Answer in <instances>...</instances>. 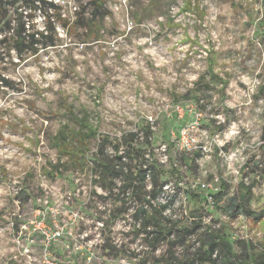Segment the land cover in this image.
I'll use <instances>...</instances> for the list:
<instances>
[{
  "label": "rangeland",
  "instance_id": "rangeland-1",
  "mask_svg": "<svg viewBox=\"0 0 264 264\" xmlns=\"http://www.w3.org/2000/svg\"><path fill=\"white\" fill-rule=\"evenodd\" d=\"M5 1L0 40L20 19L48 37L22 58L0 43V264H198L206 233L264 253V0H105L103 19L93 0ZM100 143L115 163L139 149L127 171L156 159L158 184L99 177ZM163 204L186 243L151 244L139 209Z\"/></svg>",
  "mask_w": 264,
  "mask_h": 264
},
{
  "label": "trees",
  "instance_id": "trees-1",
  "mask_svg": "<svg viewBox=\"0 0 264 264\" xmlns=\"http://www.w3.org/2000/svg\"><path fill=\"white\" fill-rule=\"evenodd\" d=\"M27 4L33 3V4H48V0H25ZM8 2V1H7ZM94 3V11L93 14L96 17L99 15L100 19L104 18L105 15V0H93ZM13 4V3H8ZM52 4V3H51ZM53 5V4H52ZM36 7V6H35ZM8 8L6 5L5 0H0V28L3 30H6L4 28V25L7 27V29H11V23L7 19L5 23H3L4 19L7 18ZM20 16H22L20 14ZM82 13L78 12V19L81 21ZM3 19V20H2ZM61 22H64L63 26L66 28H69L70 25L68 22L66 23L65 19L63 17H59ZM2 20V21H1ZM78 22V21H77ZM88 24H86L87 26ZM54 29L52 25H50L49 28ZM100 23H95L94 25L90 26L88 29L91 31H98L100 32ZM90 31V33H91ZM10 32V31H8ZM36 35H40L42 37L47 38L48 35L45 34L44 31H34L30 32L27 30L26 23L21 21V19L18 21L16 29H14V33H11V35H6L3 39L0 40V43L6 42V45L9 44V47L16 49L17 54L19 57H23V53L32 51L33 53H37L38 43L40 42L38 39H36ZM52 44L54 42H51ZM6 82H8L6 80ZM262 93H264V81L261 87ZM81 123H85L86 120L81 119ZM85 125V124H84ZM147 127H143L144 130H146ZM148 131V130H146ZM76 134H79L80 137V144H83L85 140H88L89 137L87 135H84L82 131H75L74 138L77 139ZM84 135V136H83ZM61 137V136H60ZM56 140H60L59 137H55ZM60 146H63V149H69V144L65 140L64 143H60ZM104 144L100 143L97 148V155L94 159V162L96 164V168L98 167L100 169L99 171V177H119L122 176V180L125 182V184L128 185V187L133 186L135 190H142L146 186L147 178H151L154 185H157L161 176L160 172V164L155 159L151 162L150 165L147 164L149 161L142 162V165L140 164L136 168V173L132 169H128L125 167L126 161L125 157L127 155L131 154V151H136L135 153L139 152V149H135L132 145H128V149L125 150L126 154L122 155H116V159L119 160V163H115V159L107 160L104 156ZM116 148H119L118 146H115ZM131 156V155H130ZM124 158V159H123ZM190 165V163H189ZM95 168V167H94ZM126 170V171H125ZM97 172V171H96ZM178 172V170H176ZM155 190V189H154ZM153 190V197L156 198L157 192ZM244 191L242 192V200H245L249 197L250 194V188H244ZM214 198L222 200V190L214 193ZM149 203H151L149 201ZM232 206L238 207L237 204L232 201ZM162 207L158 209L157 207L153 206L152 209L148 210L146 207L142 206L141 209H139L140 216H142L143 227H148L150 224H153V239H152V245L156 246L158 243L163 241L168 236H173L174 230L176 231L175 239L172 240V244L177 243H186V233L192 230L189 225H183L179 226L178 224H173V221L168 218L166 215H164V210L168 208V204L161 205ZM238 210L235 209V212ZM174 226V227H173ZM252 243L249 245L247 241H240L237 245L238 249H236V245L229 240V238L223 234V235H217L214 233H206V235L203 237V243L201 245V248L198 249L197 257L198 264H264V253L259 254L257 258H251L250 250L252 248Z\"/></svg>",
  "mask_w": 264,
  "mask_h": 264
},
{
  "label": "built area",
  "instance_id": "built-area-1",
  "mask_svg": "<svg viewBox=\"0 0 264 264\" xmlns=\"http://www.w3.org/2000/svg\"><path fill=\"white\" fill-rule=\"evenodd\" d=\"M173 111L176 113V115L177 114H179L180 116H181V118L185 115V114H190L192 117H193V119H195V120H200L201 118H202V116H203V114L200 112V111H198L197 109H194L193 107L192 108H190V109H188V111H186L181 105H174V107H173ZM184 132V131H183ZM182 132V133H183ZM56 234H59V232H57V233H54V236L56 235Z\"/></svg>",
  "mask_w": 264,
  "mask_h": 264
},
{
  "label": "clouds",
  "instance_id": "clouds-1",
  "mask_svg": "<svg viewBox=\"0 0 264 264\" xmlns=\"http://www.w3.org/2000/svg\"><path fill=\"white\" fill-rule=\"evenodd\" d=\"M60 30L58 29V32H59ZM61 35H63V33H61ZM25 251H26V249H25ZM21 255H23V253H21ZM11 259H13V260H16L17 258L16 257H11ZM26 264H31V260H30V258L26 261Z\"/></svg>",
  "mask_w": 264,
  "mask_h": 264
}]
</instances>
